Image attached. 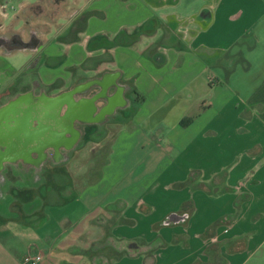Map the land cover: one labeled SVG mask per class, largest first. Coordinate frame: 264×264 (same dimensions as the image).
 Here are the masks:
<instances>
[{"label": "crops", "instance_id": "1", "mask_svg": "<svg viewBox=\"0 0 264 264\" xmlns=\"http://www.w3.org/2000/svg\"><path fill=\"white\" fill-rule=\"evenodd\" d=\"M67 1L83 23L56 22L42 84L116 74L123 101L92 103L106 147L73 196L13 201L45 170L0 171V264H264V0ZM48 2L0 0V30Z\"/></svg>", "mask_w": 264, "mask_h": 264}, {"label": "flooded vegetation", "instance_id": "2", "mask_svg": "<svg viewBox=\"0 0 264 264\" xmlns=\"http://www.w3.org/2000/svg\"><path fill=\"white\" fill-rule=\"evenodd\" d=\"M67 2L49 0L48 5L39 3L23 9L17 16L21 20L20 28L12 27L11 30L14 20L0 33L3 54V50L13 53L21 49L26 56L13 83L0 92V171L6 167L17 171H46L49 165L55 167L67 160V154L75 148L80 137L76 125L85 127L87 122L80 118L73 120L72 128L78 132V139L73 145L60 146L56 141L59 117L68 111V104L60 110L53 102L56 97L69 95L75 103L91 100L96 105L103 102L108 104V109L123 101L124 87L117 83L116 74L85 75L66 86L57 82L42 84L37 71L42 63L47 67L53 64L52 59L42 55V50L58 30L56 22L74 24L73 29L83 23V17ZM108 88L112 89V95H107ZM69 137L64 134L65 139Z\"/></svg>", "mask_w": 264, "mask_h": 264}, {"label": "rangeland", "instance_id": "3", "mask_svg": "<svg viewBox=\"0 0 264 264\" xmlns=\"http://www.w3.org/2000/svg\"><path fill=\"white\" fill-rule=\"evenodd\" d=\"M8 4L10 6H14L15 8L18 7L17 1H9ZM9 5L6 6L8 9L10 7ZM11 11L12 10L9 9V13ZM20 25L21 23H16L14 29L20 28ZM12 27L13 26H11V30H13ZM5 29L6 27L4 29H1L0 33H3ZM14 55L11 56L16 57V59L11 60L13 64H15V62L18 60L17 58L19 57V55L23 54L21 52H15ZM87 75L91 76L93 74ZM45 111L47 112L46 108H44V112ZM76 127L80 132V137L75 148L67 154V160L60 162L59 168L57 166L52 167L51 165H49V168L46 169L45 172H43L44 174L39 173V175L36 174V176H34V173H28L29 175L27 173H23L22 175H20L22 177L17 176L14 182L18 183L19 181H21L20 184L26 186V190L24 188L22 192H19L20 184H17L18 186L16 188H13L12 190L13 201L19 202L20 198L22 197L26 200H30L36 196L45 197L47 195H50V197H52L51 199H55V195H53L54 192L60 193L61 196H64V198H68L74 195L75 190H72L73 186H77L79 183L82 185L87 181L86 178L88 177V171L91 169H95L102 160L100 154H103V150L105 149L106 144L105 141L102 140V136L99 133L105 130V128L101 129L99 126L84 127L79 125H76ZM66 213V209L58 212L59 215ZM103 254L107 258L111 257V255H106L110 254L108 252L98 253V255Z\"/></svg>", "mask_w": 264, "mask_h": 264}, {"label": "water", "instance_id": "4", "mask_svg": "<svg viewBox=\"0 0 264 264\" xmlns=\"http://www.w3.org/2000/svg\"><path fill=\"white\" fill-rule=\"evenodd\" d=\"M41 46L37 49L39 51ZM5 55L10 54L12 51L3 50ZM13 51H22L21 49H15ZM53 102L55 105L62 110L65 104H68V111L62 116L59 117V135L56 141L60 146H70L75 144L78 139V132L72 128L71 122L76 118L83 119L85 122L99 121L101 120V115L95 113V108L93 107L92 101H86L83 103H75L70 100L69 95H61L56 97ZM85 113V115H84ZM84 115V117H83ZM67 133L70 135L68 139L64 138V134Z\"/></svg>", "mask_w": 264, "mask_h": 264}, {"label": "built area", "instance_id": "5", "mask_svg": "<svg viewBox=\"0 0 264 264\" xmlns=\"http://www.w3.org/2000/svg\"><path fill=\"white\" fill-rule=\"evenodd\" d=\"M30 264H38L42 260V256L40 254H36L35 256L29 257Z\"/></svg>", "mask_w": 264, "mask_h": 264}, {"label": "trees", "instance_id": "6", "mask_svg": "<svg viewBox=\"0 0 264 264\" xmlns=\"http://www.w3.org/2000/svg\"><path fill=\"white\" fill-rule=\"evenodd\" d=\"M190 184H191L190 180L185 183V185H190ZM197 188H205V186L203 184H200L197 186Z\"/></svg>", "mask_w": 264, "mask_h": 264}]
</instances>
